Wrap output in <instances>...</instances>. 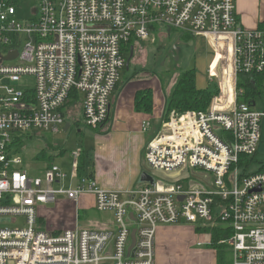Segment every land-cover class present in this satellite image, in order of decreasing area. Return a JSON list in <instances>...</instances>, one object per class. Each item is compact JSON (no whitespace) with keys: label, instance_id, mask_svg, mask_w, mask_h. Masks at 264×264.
<instances>
[{"label":"built area","instance_id":"built-area-1","mask_svg":"<svg viewBox=\"0 0 264 264\" xmlns=\"http://www.w3.org/2000/svg\"><path fill=\"white\" fill-rule=\"evenodd\" d=\"M25 1L0 0V264H158L160 227L187 224L224 225L231 264H264V163L257 164L264 23L245 28L236 0H36L30 19L21 20ZM158 32L207 40L216 53L228 47L230 61L210 71L222 94L205 111H171L147 144L154 183L105 188L79 174L81 153L73 154L70 175L55 165L27 166L15 138L60 133L76 120L74 93L90 130L108 124L125 53L157 43ZM58 195L74 203L91 196L111 219L100 229L47 230L38 207Z\"/></svg>","mask_w":264,"mask_h":264},{"label":"rangeland","instance_id":"rangeland-1","mask_svg":"<svg viewBox=\"0 0 264 264\" xmlns=\"http://www.w3.org/2000/svg\"><path fill=\"white\" fill-rule=\"evenodd\" d=\"M36 5V0L25 1L18 11V17L21 20H29L32 10ZM236 7L246 8L251 14L263 16L264 19V0H236ZM173 34H176V31ZM156 36L157 43L139 44L136 47L133 58H131V52L125 53L127 65L120 71L119 82L114 92V94L121 90L123 92L125 88L129 87L128 90L131 91L153 89L154 93H156L154 97V116L152 119L143 122L144 124H149V130L141 137L134 136L130 142V155L131 159L136 155L135 160L138 163H135L136 167L140 163L138 169L150 173L153 172L145 160V148L150 140L161 130L163 114L181 74L196 67L199 88L215 90L217 83L216 81L212 82L210 71L216 73L217 66L223 63L227 65L230 61V49L228 47L221 45L216 53L210 42L204 39H197L193 43H184V45L180 46V59L176 61L169 55V50L178 36L174 35L173 38H170L171 40L163 32L156 33ZM216 91L217 93L211 98L222 94L219 88ZM257 101V107L264 108V86L260 89ZM79 111V108L74 111L76 118L78 113H80ZM114 111H116V108ZM77 121L72 122L67 119V124L74 123L68 131L62 129L57 134L50 131L48 133L39 132L40 134L30 133L26 136L23 153L20 155L24 157L27 166L34 171L41 168L42 170L46 169L51 161L40 160L39 158H43L42 155L44 154L46 158L48 156L52 157L53 165L59 167L63 173L70 175L73 169L71 161L73 154L85 152L86 160L87 158H91V155L93 157L96 154L98 155L103 146L113 141L111 138L116 139L122 144L123 139L127 137L125 130L119 129V126H117L109 134L110 139L103 141L100 136H97L85 125L83 120L80 128L75 126V123H79ZM111 123L113 124V120ZM28 138H31V140L29 141ZM137 139L140 142H144L142 151L140 152L139 150L136 154L134 146ZM62 151H64L63 155H61ZM126 159V156L123 157L124 161ZM260 163H264V127L262 144L257 156V164ZM124 169L125 172H119L118 184L128 177L127 169ZM89 173V169L87 168L84 175L89 176ZM134 174L136 173L134 172ZM154 175L160 179H166L163 175ZM59 187V185L56 186L57 189ZM89 197L83 196L79 203H74L68 200L66 196L58 195L54 203L39 206L38 214L40 215L41 209L45 211L46 216L43 219L48 225L46 227L47 230H53L49 226V222L54 224V230L74 229L77 224H80L82 228L100 229L102 227L101 222H107L111 218L107 216L108 214L98 213L92 207V201ZM77 211H80L79 221H77ZM70 224H72V227H69ZM214 229H197L189 224L172 227L161 226L157 234L158 264H161V262L165 264H217V251L211 248ZM200 243L203 245H199Z\"/></svg>","mask_w":264,"mask_h":264},{"label":"crops","instance_id":"crops-1","mask_svg":"<svg viewBox=\"0 0 264 264\" xmlns=\"http://www.w3.org/2000/svg\"><path fill=\"white\" fill-rule=\"evenodd\" d=\"M240 1H245V0H240ZM237 14L242 25L247 29H255L264 23L263 16L260 17L257 14H251L246 8L238 7ZM134 56H135V51L133 53V57ZM128 89L129 87L125 88L123 92L122 90L121 91L118 90L119 92L117 91L118 93H115L111 97V114L108 124L100 131H96V132L93 131L97 136L101 137V140L108 141V139H110L109 134L111 133L112 129H115L117 126H119V129L121 128L125 130L127 137L123 139L124 141L122 144H120L119 141H117L116 139L111 138V140L113 141L110 142L108 145L103 146L102 150L98 153V155L96 154L94 157L91 155V158L86 159V163L89 161V159L92 161L94 176L99 180L100 184L103 187L108 189L129 190L143 185V183L140 181V178L144 172L138 169L140 163L137 167L135 165V163H137L135 160L136 155L131 159L130 142L134 136L137 135L138 137L139 136L141 137L143 136L144 133L146 134V132L143 131V126L145 125L143 122L153 118L155 113V99H154V112L152 115H147L145 113H138L135 110V98L137 93L142 90L131 91ZM153 94L155 97L156 93H154V91ZM115 108L116 111H114ZM79 117L82 122L83 115L79 114L78 118ZM112 120H113V124L111 123ZM163 121L164 119L162 118V122ZM73 124L74 123L70 124L68 130L71 129ZM78 124L79 126L77 127L80 128L81 123L79 122ZM66 126L64 130L66 129ZM130 127H132V129H130ZM79 133H81V131H79ZM143 142L144 141L140 142L137 139L136 145L134 146L136 154L139 150L140 152L142 151ZM81 155H83V152L81 153ZM125 156L127 158L126 161L123 160V157ZM71 161L73 165V157H71ZM80 163H81V159L79 161V166ZM124 168L127 169L128 177L125 180H122L120 184H118L119 172L120 173L125 172ZM88 169L90 172L91 170L89 167ZM40 170H42V168ZM134 172L136 174H134ZM89 198L91 199L92 207L94 208L93 198L91 197ZM39 216L42 223L45 225V227H47L48 225L46 224V221L43 219L46 216V213L43 209H41ZM107 216L111 217V215H107ZM103 222L104 221H102L101 224ZM49 226L52 227L51 229H53L50 231H60L58 229L54 230L55 226L51 222H49ZM69 227H72V224H70ZM67 230H71V228ZM161 264H165V263L161 262Z\"/></svg>","mask_w":264,"mask_h":264},{"label":"trees","instance_id":"trees-1","mask_svg":"<svg viewBox=\"0 0 264 264\" xmlns=\"http://www.w3.org/2000/svg\"><path fill=\"white\" fill-rule=\"evenodd\" d=\"M182 40L186 43L189 42V38H182ZM197 70L195 68H191L185 72H183L173 89L172 95L168 101V105L165 110V114L163 119L166 120L168 118V115L173 110H179L180 112H186V111H205L211 101V97L217 93V89L211 90V89H201L199 88L197 84ZM261 77H256V79L260 80ZM249 79V77L243 76V79L246 80ZM248 86V85H247ZM246 87V85H243L242 83H239V88ZM81 97L79 94L74 93L72 96V101L69 103V106H73L75 110L80 109V113L82 114L81 110ZM135 110L138 113H145L147 115H152L154 112V94L152 89H146L142 90L137 93L135 98ZM76 118L75 122H80V117ZM76 126H79L78 123H75ZM29 134L21 135L15 138V141L13 142V148L16 154H22L23 153V147L25 144L26 136ZM29 141L31 138H28ZM64 151L61 152V155H63ZM43 158H39L40 160L45 159V161H51L50 164L47 166V168H50L53 166L52 164V157L48 156L46 158V155H42ZM45 157V158H44ZM86 167L90 168V175L94 176L93 173V166L92 161L89 159V161L86 163L85 160V154L83 152L81 163L79 166V174L82 175L86 172ZM41 172V171H40ZM41 224L45 228V225L42 223L40 219ZM232 233L229 229H227L224 225H220L218 227H215L214 229V237L212 239L211 248L217 251V264H231V247L228 243H224L223 241H227L231 237Z\"/></svg>","mask_w":264,"mask_h":264},{"label":"water","instance_id":"water-1","mask_svg":"<svg viewBox=\"0 0 264 264\" xmlns=\"http://www.w3.org/2000/svg\"><path fill=\"white\" fill-rule=\"evenodd\" d=\"M182 45H184V42L181 40H177L174 43V45L172 46V48L169 50V55L171 57H173L174 60H176V61H179V59H180V54H181L180 46H182ZM131 58H133V53L131 55ZM128 66H129V64H128ZM69 127H70V124H67L65 131H67ZM140 181L142 183H147V182H149L151 184L154 183V179L150 175H148V173H146V172H144L141 175ZM132 240H133L132 248H134L135 242H136V230L133 231Z\"/></svg>","mask_w":264,"mask_h":264},{"label":"flooded vegetation","instance_id":"flooded-vegetation-1","mask_svg":"<svg viewBox=\"0 0 264 264\" xmlns=\"http://www.w3.org/2000/svg\"><path fill=\"white\" fill-rule=\"evenodd\" d=\"M170 38H173V37H169L168 39L171 40ZM177 40H181V39L177 38ZM177 40H176V41H177ZM176 41H175V42H176ZM181 41H182V40H181ZM175 42H174V43H175ZM174 43H173L172 45H174Z\"/></svg>","mask_w":264,"mask_h":264}]
</instances>
